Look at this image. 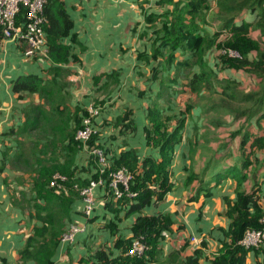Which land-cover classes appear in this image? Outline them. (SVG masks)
<instances>
[{
    "label": "trees",
    "instance_id": "1",
    "mask_svg": "<svg viewBox=\"0 0 264 264\" xmlns=\"http://www.w3.org/2000/svg\"><path fill=\"white\" fill-rule=\"evenodd\" d=\"M211 3L217 12L212 22L208 23L206 15L211 11ZM145 4L144 11L149 4H153L156 11H143V31L138 30L140 23L133 28V34L140 31L139 35L147 42L143 50L139 47L136 52L138 65L135 79H145L149 85L160 84L153 104L145 108L150 125L144 128L147 145L158 150L159 158L150 156L140 159L137 151L128 143L120 147L122 150L119 154L114 153L109 158V168L124 166L135 175L132 190L138 194L132 200H115L114 194L107 188L102 200L105 201V210L114 215V220L100 222L98 227L117 236L119 229L116 221L121 220L123 212L126 219L138 216L132 228V237L119 238L115 243V247L121 250L119 255L110 256L102 248L92 251L89 258L83 261L87 264H145L147 257L155 259L164 239L163 233L172 230V216L163 212L148 216L142 215V212L151 206L159 209L176 189L173 168L177 155L175 148L183 141L182 133L187 131L184 128L190 118L185 116L186 119H179L180 116L173 115L174 112L165 118L163 114L164 107H174V104L176 107L180 97L188 93L199 96L201 103L213 101L215 96L220 99L217 103L210 102L199 107L202 119L198 122L202 126L196 124L194 130L191 129L194 141L199 137L210 143L212 148L204 150L206 153L212 150L213 154L203 169L192 171L190 179L198 182L197 196H191L188 202H198L202 193L212 196V190L223 188L228 182L234 183L235 199L224 197V217L230 222L228 231L223 230L227 240L218 247L217 255L210 259V264H248L250 253H264L263 248L246 250L239 245L247 229L262 228L264 216V50L250 39L256 31L264 38V0H146ZM44 16L47 21V58L55 67L48 70L50 80L26 75L14 81L16 92L36 95L39 102L26 107L22 111V124L4 134L13 144L6 146L0 165V175L8 165L17 170L20 175L14 182L23 186L29 184L33 195L28 200L30 207L27 212L32 234L19 251L18 259L22 264L54 263L56 252L72 222L73 205L83 201L80 191L99 178L97 159L89 154V148L98 146L107 156L109 154L105 147L97 143V137L86 146L76 140V133L88 116V108L73 106L70 93L73 84L67 80L73 71L69 67L63 69L57 66H69L72 61L81 63L76 49L84 53L88 48L73 32L75 23L65 0H46ZM26 19L25 9L18 16V21L24 24ZM1 35L3 37L0 30ZM226 35L231 37V42H224ZM66 39L70 40L69 44L65 43ZM223 48L240 51L243 59L222 57L220 52ZM215 53L220 59L212 63L214 60L211 58ZM215 66L218 67L217 71ZM220 69L226 75L229 72L251 75L257 89L241 91L237 84H233L235 81L241 85L237 78L222 83L219 81ZM121 78L122 72L117 70L95 75L96 96L92 97V101L103 96L99 104L105 105L120 87ZM103 80L104 83L100 84ZM148 91L151 90L140 91L138 97L143 98ZM212 112L218 116L226 115L229 122L214 121L213 118L205 122ZM134 115V110L127 108L115 119L113 128L119 129L120 136L136 132ZM227 126L237 127L238 130L228 133L222 140L211 138L214 136L212 130L225 135L223 129ZM215 141L221 143L216 149L213 147ZM197 144L198 141L191 145L190 154L201 151L197 149ZM84 147L88 150V168L83 167L81 172L90 173V178L79 177L81 172L76 166L77 155ZM206 153L201 151V154ZM56 174L68 179L62 189L50 187ZM4 182L8 183V178ZM19 197L26 200V192L21 191ZM19 204L17 199L12 201L15 208L25 211ZM82 215L85 217L83 210ZM97 220L93 214L88 222L96 223ZM33 221L40 225H32ZM135 239L146 245L147 252L143 259L126 255ZM187 247L185 245L183 250H187ZM186 258L185 264H200L201 252L196 251ZM176 260L177 256L174 255L167 264H174ZM256 264H264V261L257 259Z\"/></svg>",
    "mask_w": 264,
    "mask_h": 264
},
{
    "label": "crops",
    "instance_id": "2",
    "mask_svg": "<svg viewBox=\"0 0 264 264\" xmlns=\"http://www.w3.org/2000/svg\"><path fill=\"white\" fill-rule=\"evenodd\" d=\"M65 2L75 23L73 32L88 48L84 53L76 49L81 63L72 61L69 66H57L63 69L69 67L73 71V74L67 78L73 84V88L70 90L73 106L85 109L93 104L92 97L96 96L93 81L95 75L109 74L114 70L121 71V85L108 98V104L113 105V108L125 107L134 110L137 130L132 135L120 136L119 129H116L118 130L116 140H109L106 135H100L97 143L109 151V158L113 157L114 153L119 154L122 150L120 147L124 143H128L135 149L140 159H144L141 154L142 148L145 146L151 156L159 157L158 150L147 145L144 135V128L150 125L145 112L146 104L143 101L135 102L136 96L133 95L138 90L145 91L152 85H149L145 79H138V81L135 79V68L138 65L135 58L136 52L139 47L140 50H143V45L147 44L146 38L139 35L140 31L133 34V28L137 23H140L138 30H144V17L139 0H65ZM65 43L69 44L70 40L66 39ZM26 47L25 43H20L16 38L5 39L2 35L0 36V165L6 146L13 144L11 139L4 134L11 128L22 124V111L26 107L39 102L36 95L16 92L14 81L18 77L26 75H37L45 80H50L51 75L48 70L55 67L52 61L47 58L48 53L46 55L38 54L35 57L25 56ZM147 48H149L148 45ZM103 83L104 80L100 84ZM103 98L102 96L101 100ZM129 98L133 101L128 102ZM121 114L123 113L119 115ZM184 134L191 135L189 131H185ZM188 140L191 142L190 138ZM191 145L193 143L177 151L173 164L176 189L169 194L159 209L151 206L142 212V215L148 216H156L158 212L170 214L173 221L172 230L169 232L170 238L162 240L155 259L147 257L145 264H167L174 255L177 256L174 264H185L188 260L186 257L193 256L192 251L195 246L190 242V238L193 236L205 238V247L208 246V248L199 246L197 251L201 252L200 264H210V259L217 255L218 247L227 240L223 230L228 231L230 222L224 217L226 210L224 197L235 199L234 183L228 182L223 185L225 187L212 190V196H208L204 192L198 202L189 203L191 196H197L196 187L198 184L197 181L190 179L191 173L193 170L200 171L204 167V163L207 164L211 158L207 159L206 155L202 157L201 151H197L193 155L190 154ZM87 158L88 150L84 147L77 155L76 160V166L80 172L83 167L88 166ZM19 175L20 173L9 165L0 175V264H22L18 259L19 251L32 234L26 211L12 205V201L15 199L22 203L18 194L23 189H30L29 184L26 185L27 183L23 186L14 182ZM78 176L90 178L91 174L81 172ZM5 178H8V183L4 182ZM105 193V187H100L95 191L97 205L94 214L98 218L96 223H90L83 217V201H78L73 205L72 222L69 223L67 229L69 230L72 225H77L86 230L78 234L72 244L61 242L53 264H87L83 260L88 259L92 251L95 252L102 248L110 256L120 254L121 250L115 247V243L119 238L132 237V228L138 215L126 219L125 212H123L121 220L116 221L119 229L117 236H113L108 231L97 229L100 232L99 235L108 234L110 237L108 244L100 245L98 242L94 246V244L90 245V240H88L90 231L96 225L99 226L100 222L114 220V215L105 210V201L102 200ZM103 217L106 219L103 220ZM126 220L130 222L129 236L121 234V225H119ZM36 224L40 225L33 221L32 225ZM185 245L188 247L184 251ZM257 259L263 262L264 253L257 254L255 251L250 253L248 264H256Z\"/></svg>",
    "mask_w": 264,
    "mask_h": 264
},
{
    "label": "built area",
    "instance_id": "3",
    "mask_svg": "<svg viewBox=\"0 0 264 264\" xmlns=\"http://www.w3.org/2000/svg\"><path fill=\"white\" fill-rule=\"evenodd\" d=\"M46 0H0V30L5 39L16 38L26 44L25 56L35 57L38 54L46 55L47 33L45 30L46 18L44 7ZM26 9V22L19 23L18 16L22 10ZM222 57L234 60L243 59L240 51L233 48H223L220 52ZM88 116L83 119L82 128L76 133V140L86 146L94 137L98 135V130L93 125V119L100 115V108L91 105L88 107ZM89 154L97 159L99 178L92 180L88 186L84 187L80 194L83 197V213L86 219L92 217L96 211V189L107 187L115 196V200H132L137 197V192L132 190L135 175L126 167L109 168L111 161L103 149L98 146L89 148ZM107 176V178H105ZM68 181L67 177L56 174L50 183V187L62 189ZM75 189H78L75 186ZM262 228L247 229L239 245L246 250L264 249V216L261 220ZM86 229L82 226L72 225L64 236L63 243H74L76 236ZM168 232L163 236L168 237ZM190 242L197 247L203 242L202 238L193 236ZM146 245L138 239L133 241L132 247L126 255L131 258L143 259L146 256Z\"/></svg>",
    "mask_w": 264,
    "mask_h": 264
},
{
    "label": "rangeland",
    "instance_id": "4",
    "mask_svg": "<svg viewBox=\"0 0 264 264\" xmlns=\"http://www.w3.org/2000/svg\"><path fill=\"white\" fill-rule=\"evenodd\" d=\"M145 1L146 0H143V1L139 0V6L141 7L142 12L144 11L143 7L146 6ZM153 1H157V0H153ZM215 10H216L215 6H213L211 4V11L208 12V14L206 15V20H207L208 23L212 22V19L214 18V14L217 12ZM151 11H153V12L156 11V9L153 6V4H149V6L146 7L144 13L151 12ZM226 38L223 37V40H225L224 42H226V41H227V43L231 42V37L226 35ZM250 39H251V41L256 42L257 44L256 43L255 44L257 46H260V48L264 50V38L261 36V34L258 31L254 32L251 35ZM218 59H220V58H219L217 53H215V55H212L211 60H214L212 63H214L215 60L218 61ZM214 68L217 71L218 67L215 66ZM219 71H220L219 81H221L222 83H224V82H226V83L232 82L233 81L232 78H237L241 85H239L235 81H233V84H237L241 91L245 90V91L249 92V90L252 91V90H256L257 89V84L255 85V83H254L255 79L249 74H246V73H232V72L228 71L229 73H227V75H226L225 74L226 72L222 73L221 69ZM138 72H140V70H138ZM158 84L154 83L153 85H151L148 88L151 91L146 92L143 98L138 97V94H139L140 90H138L137 93H134L133 95L136 96L135 102L143 101L146 104V106H149L152 103V101L155 99L157 93L159 92L160 84L159 85ZM206 94L208 95L209 93H206ZM128 97H130V94H128ZM97 100H99V102ZM219 100H220L219 97L215 96L214 100L213 101L210 100V102L217 103V102H219ZM100 101H101V99H96L93 102V105L95 107L100 108V115L93 119V125L98 130V135L96 137H97V139H99L100 135H106V137L109 140H116L117 136H118V130H115L113 128V125L115 124V119L118 117V115L120 113H123V111L125 109H127V108H125V107L113 108V105L108 104V102L105 105H100L99 104ZM127 101L128 102H132L133 100L131 98H129V99H127ZM223 101L229 102L228 99H223ZM96 102H98V104ZM210 102L204 101V102L201 103L199 96L191 95V94L187 93V94H185V95L180 97V101L178 100V103L176 104V107H175V104L173 105L174 107H172V106L170 108L169 107H164L163 116L165 118L170 117L171 114H173V112H174L173 115L180 116V117H178L179 119L180 118L186 119L187 117L190 118V120L187 122V125L184 128V130L187 129V131H189L191 133V135H186V134L182 133V135L184 136V139H183L182 142L178 143V145L175 148V151H178L181 148L183 149V148L187 147L190 143L196 144L197 141H198V144H197L198 148L197 149L201 150L203 153H206L205 150H204L205 148H209V147L212 148L210 143H208L206 141H202L201 139H199V137H197L198 139H196V141H193L194 138H193V135H192V132H191V129L194 130L196 124L198 125V127L202 126L198 122V120L200 121L202 119L201 118L202 113H200V108L199 107H201L202 105H207ZM137 115L139 116V114H137ZM185 116H186V118H185ZM211 118H213L214 121L217 120V121H220V122H223V123L229 122L227 117H226V115L221 114V115L218 116V114L215 113V112H212L211 116L207 117L205 119V122L206 121L208 122V120H211ZM134 119H135V117H134ZM172 121H174V118L172 119ZM202 124H203V121H202ZM175 129H176V127H175ZM237 130H238L237 127H229V126H227V128L223 129V132H224L225 135H219V133L215 132V130H212L214 136H212L211 138L214 139V140H222L223 138H225L226 136L229 135L228 133L235 132ZM189 138L191 139V142L188 140ZM213 143H214V145H213L214 149H216L218 146L220 147V145H221V143H219L218 141H215ZM207 145H209V146H207ZM150 148H152V147H150ZM210 154H213V151L212 150H207V153L206 154H202V157L207 155V159H208ZM141 155L144 158H148V157L151 156L150 153L147 152L146 146L142 148V154ZM158 155H159V152H158ZM153 157L156 158V159L159 158V157H156V156H153ZM205 164L206 163H204V166H205ZM22 191L26 192L27 199L25 200L22 197H19V199L22 201V203L19 202L21 204V205L20 204L19 205H20L21 208L24 207L26 209L25 211H26V214H27V212H29L28 208L30 207V205H28V200H30L33 197V195L30 193V189L29 188H27V190L23 189ZM18 196H19V194H18ZM26 216H28V215H26ZM104 219H106V218L103 217V220ZM119 225H121V227H120L121 234L123 236H129L130 235V231H131L130 222H128L126 220V221L120 223ZM97 229H99V227L96 225L90 231V234H89V237H88V240H90V245L94 244V246H95L96 244H98V242H100L99 243L100 245L101 244H108V240L110 239L108 234L105 235L106 234L105 233V234L99 235L100 232ZM168 238H170V235H168L167 238L164 237L165 240H167ZM188 243H189V240H188ZM205 244H206V242H205V238H204L203 242L200 244V247L201 248L205 247ZM205 248H208V246L205 247Z\"/></svg>",
    "mask_w": 264,
    "mask_h": 264
},
{
    "label": "clouds",
    "instance_id": "5",
    "mask_svg": "<svg viewBox=\"0 0 264 264\" xmlns=\"http://www.w3.org/2000/svg\"><path fill=\"white\" fill-rule=\"evenodd\" d=\"M108 158H109V157H108ZM122 167H124V166H122ZM105 188L107 189V187H105ZM87 220H88V219H87ZM168 234H169V233H168ZM196 251H197V250H195V252H196ZM195 252H194V253H195Z\"/></svg>",
    "mask_w": 264,
    "mask_h": 264
}]
</instances>
